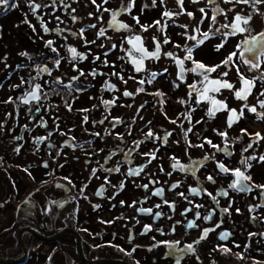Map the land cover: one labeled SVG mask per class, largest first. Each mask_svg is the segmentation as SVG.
<instances>
[{
	"label": "flooded vegetation",
	"instance_id": "flooded-vegetation-1",
	"mask_svg": "<svg viewBox=\"0 0 264 264\" xmlns=\"http://www.w3.org/2000/svg\"><path fill=\"white\" fill-rule=\"evenodd\" d=\"M236 14L251 20L231 35ZM8 16L24 36L0 65V264H264V3L9 0ZM241 77L255 80L246 100ZM237 168L250 191L229 187Z\"/></svg>",
	"mask_w": 264,
	"mask_h": 264
},
{
	"label": "snow or ice",
	"instance_id": "snow-or-ice-1",
	"mask_svg": "<svg viewBox=\"0 0 264 264\" xmlns=\"http://www.w3.org/2000/svg\"><path fill=\"white\" fill-rule=\"evenodd\" d=\"M8 2H9V0H0V4H2V5H7ZM105 2H107V0H105ZM155 2H156V0H153V4H155ZM161 2H163V0H161ZM211 2H212V0H210V3ZM225 2L226 3L227 2H231V0H225ZM235 2L236 3L248 4V3L252 2V0H235ZM93 3H95V0H93ZM178 3L180 4L181 9H182L183 8V0H178ZM260 3H264V0H254V4H260ZM131 6L132 5H129L125 10L126 11H130L131 10ZM39 7H40V5H34L33 6V11H35V9L36 8H39ZM200 11L202 13L205 12V10L203 8H201ZM215 12H223V9H218V8L217 9H214V13ZM172 15H173V13L168 12V11H165L163 13V16H165V17H170ZM188 15L189 16H192V13H188ZM57 19H59V18H57ZM73 19L75 20L76 17H73ZM135 19L137 20V23H139V19L138 18H135ZM250 20H251V16L243 17L240 14H236L235 17H234V19H233V22L230 25H222V27H230L232 29V32L230 34L231 35H235L237 32H241L242 33V32L247 31L246 27H244L242 25H247ZM212 21L213 22L216 21V15L215 14L212 16ZM201 22H203V21H201ZM155 24L156 25H159L160 24V21H156ZM123 27H127V25H123ZM142 27L146 31L148 26H142ZM44 30H45V32H47L48 31L47 27H45ZM217 31H219V29H217ZM82 32H83V29L81 30V33ZM103 34L104 33L102 31L100 33V35H103ZM208 35H209L208 32L203 33V36L205 37V39L208 37ZM261 36L264 37V33H261ZM190 39L196 40V37L195 36H192V37H190ZM136 40L139 41L140 40V37L137 36L136 37ZM164 42L167 43L168 42L167 39H165ZM203 42H204L203 40L198 41L199 44H202ZM51 43H52V41H48V44H51ZM256 44H257L256 37H253L252 38V41H251V46H249L246 49V51L249 52V53L253 52L254 48L256 47ZM219 47H222V45H219L218 48ZM71 51L73 53V56H75L76 55V50L75 49H72ZM137 51L143 52L144 49L143 48H139V49H137ZM159 51H160V45H159V42H157V44H156V51L153 52V53H148V55L157 56L158 57ZM187 52H188V55L185 57V59L191 60L192 59V48H188L187 49ZM167 55L171 56L172 53H167ZM235 55H236L235 52L231 53L229 55V57L226 58L222 62V64H224V65L229 64V62L232 60V57L235 56ZM81 58H84V57L82 56ZM97 59H98V57H97ZM58 63H59V61H57V64ZM134 63H136L138 65V67H137L136 70L137 71H140L142 69V66H143V61L142 60H135L134 59ZM178 63H180L181 65H183V60L178 61ZM193 63L195 64V67L191 69V71H193V72H196L199 69V70H204L207 73H211V72H215L216 69L218 67H220V65L208 67V66L204 65L203 63L196 62V61H193ZM244 63L249 64L252 68H258L259 67V63H253L249 59H245L244 60ZM96 74L97 73L95 71H93L92 75H96ZM114 75H115V73H114ZM223 75L226 76L227 73H224ZM121 79H122V77H121ZM204 79L205 80L208 79L207 75H205ZM260 79L264 80V76H261ZM241 80H242V87L235 92V96L238 99L246 100L248 98V96L251 94L252 88L255 86V80L254 79H246L244 77H241ZM150 82L151 81H149V83ZM140 83L143 84L144 81L141 80ZM211 84L216 85V87L212 88V91H214V92H219L221 88H228V89H232L233 88V85L231 83L226 82V81L225 82H221L219 80H212L211 81ZM39 87H40L39 85H36V88L37 89ZM108 87L109 88H114L115 86L114 85H108ZM190 87H193V86H190ZM139 91H143V89H139ZM207 91H208V89H205V92H207ZM157 94H159V93H157ZM30 95H31V98L34 99V100L39 99V97L36 95L35 92L30 93ZM124 95L125 96H131L132 93L125 91L124 92ZM262 95H264V93H262ZM114 102L115 101H104V103L106 105L112 104ZM213 103L214 104H217V103H221V102L213 101ZM221 106L223 108H227V105L226 104H221ZM260 106L262 108H264V101H260ZM245 107H247V105H245ZM249 111L256 112L257 109H256V107H251V108H249ZM210 114H214V110H210ZM242 115H243V109L240 110L239 115H237L235 109H232L231 110V114L229 116V121H228L229 127H231L232 126V123L235 120H238L240 118V116H242ZM262 115H264V114H262ZM85 121H87V117H85ZM102 122L103 121H101V123ZM189 131H191V129H189ZM244 131H246V130H242V132H244ZM148 135L151 136L152 133L149 132ZM169 135H170V133H169ZM220 135L221 136H226L227 133H220ZM255 137L257 138V140L264 139V137H262L259 132L255 133ZM41 139H43V138H41ZM209 143H211V142L209 141ZM200 146L202 147V145H200ZM251 146H252L251 144L248 145V147H251ZM214 147H217V146L214 145ZM245 151H247V149H245ZM249 159H256V157H250ZM259 159L261 161H264V156H260ZM242 162L243 163H247V160L242 161ZM220 167L223 168L224 171H229L228 169L224 168L223 165H220ZM129 174L130 175H132V174H139V170H137L135 173H133L132 170H130ZM234 174L236 176V180L229 187L234 188V189H238V190H242V191L243 190L250 191L251 188L248 185H246L244 182L245 181H249L251 179V177L245 175V173L243 171H241L239 168H237V169L234 170ZM208 179L211 180L212 177H208ZM144 187L147 188V185H144ZM173 187H175V185H173ZM257 187L264 188V185H260V186H257ZM191 191L193 193H195L197 190L196 189H191ZM162 193H163V189H157L154 194L155 195H161ZM224 195H227V193L225 192ZM121 203H123V202H121ZM165 203H167V201H165ZM157 207H160V205H157ZM140 211L151 213L152 212V209H140ZM224 211H227V209H225ZM155 215H156V217H159L161 215V213L157 212ZM197 217H199V213H197ZM205 219H211V214L208 217H205ZM194 226H195V222L194 221L193 222H190L187 225V227H194ZM217 227H219V225H217ZM145 228H146V230H150V226H148V225H146ZM209 231H212V229H205L204 235L201 237V239H203L207 235V233ZM228 235L229 234L226 233V232L225 233H222L221 236H220V238L222 240L223 239H227ZM250 235H255V234L253 233V234H250ZM163 243H167V242H163ZM197 243H198V241H197ZM187 247H188L189 250H192V245H188ZM237 247H239V245H237ZM224 251L227 252V251H230V249L225 248Z\"/></svg>",
	"mask_w": 264,
	"mask_h": 264
},
{
	"label": "rangeland",
	"instance_id": "rangeland-1",
	"mask_svg": "<svg viewBox=\"0 0 264 264\" xmlns=\"http://www.w3.org/2000/svg\"><path fill=\"white\" fill-rule=\"evenodd\" d=\"M23 36L15 17L8 16L0 22V65H2V69L6 70L9 61L15 56L19 46L18 38Z\"/></svg>",
	"mask_w": 264,
	"mask_h": 264
},
{
	"label": "water",
	"instance_id": "water-1",
	"mask_svg": "<svg viewBox=\"0 0 264 264\" xmlns=\"http://www.w3.org/2000/svg\"><path fill=\"white\" fill-rule=\"evenodd\" d=\"M7 259H4V258H0V262H2V261H6Z\"/></svg>",
	"mask_w": 264,
	"mask_h": 264
}]
</instances>
